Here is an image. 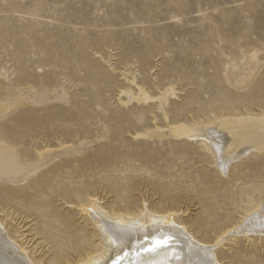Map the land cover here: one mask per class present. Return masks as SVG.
Segmentation results:
<instances>
[{"label": "rangeland", "instance_id": "obj_1", "mask_svg": "<svg viewBox=\"0 0 264 264\" xmlns=\"http://www.w3.org/2000/svg\"><path fill=\"white\" fill-rule=\"evenodd\" d=\"M252 52L257 75L234 88L229 66ZM139 87L154 98L130 99ZM0 104L12 108L0 126L19 151L52 150L29 173L0 175V228L32 256L49 260L62 239L93 234L91 198L113 213L149 205L175 209L191 230L212 227L230 206L222 197L243 209L263 200L264 153L221 172L207 144L142 134L264 112V0H0ZM228 237L216 247L224 264H264V236Z\"/></svg>", "mask_w": 264, "mask_h": 264}, {"label": "bare ground", "instance_id": "obj_2", "mask_svg": "<svg viewBox=\"0 0 264 264\" xmlns=\"http://www.w3.org/2000/svg\"><path fill=\"white\" fill-rule=\"evenodd\" d=\"M252 53L246 60L229 66L226 81L234 88L243 87L257 75L262 61ZM123 74L129 79L128 73ZM134 79L135 76L131 81L134 82ZM138 90L137 94L132 90L125 92L130 99L140 102L154 98L144 88L139 87ZM169 90L173 91V87L162 92L157 99L161 109L168 103ZM10 108L0 104V116ZM6 133V126H0L2 176H22L41 166L51 155V149L34 152L25 147L19 151L8 141ZM167 134L207 144L213 152V162L223 172L233 162L246 158L251 152L264 153V112L232 111L206 124L180 122L169 127L168 133L157 128L142 135L163 138ZM164 197H167L165 200L175 201L173 196ZM222 203L230 206L222 215L215 217L212 227H209L211 223L202 219L191 230L187 221L177 218L175 209L157 210L145 205L137 214H128L122 209L113 213L101 205L97 198H91L83 211L87 212L95 232L86 233L84 242L79 234L72 235L70 242L62 239L61 245L55 246L53 256L47 260L46 256H32V250L18 240L20 236L0 228V264H224L229 255L218 251L216 247L229 235L264 236V198L246 209L242 205H232L228 197H222ZM210 231H214L215 240L209 239ZM38 232L47 240V221H41ZM238 250L232 257L235 261H239L243 253L241 249ZM71 252H74L73 257Z\"/></svg>", "mask_w": 264, "mask_h": 264}]
</instances>
